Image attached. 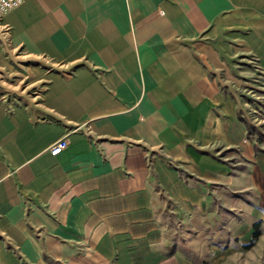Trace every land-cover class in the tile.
Listing matches in <instances>:
<instances>
[{"label": "crops", "instance_id": "crops-1", "mask_svg": "<svg viewBox=\"0 0 264 264\" xmlns=\"http://www.w3.org/2000/svg\"><path fill=\"white\" fill-rule=\"evenodd\" d=\"M0 27L43 82L0 99V264H191L209 189L264 195V0H23Z\"/></svg>", "mask_w": 264, "mask_h": 264}, {"label": "rangeland", "instance_id": "rangeland-1", "mask_svg": "<svg viewBox=\"0 0 264 264\" xmlns=\"http://www.w3.org/2000/svg\"><path fill=\"white\" fill-rule=\"evenodd\" d=\"M3 29L0 27V33ZM0 36V99L18 103L43 88L38 62L25 61L6 49ZM2 46V47H1ZM3 49V50H2ZM244 68L250 78L264 82L254 62ZM40 64V63H39ZM259 84V85H258ZM244 92L254 139L264 140V88L254 82ZM205 213L193 220L189 241L177 245L191 264H264V195L209 189ZM259 234L254 236L253 225Z\"/></svg>", "mask_w": 264, "mask_h": 264}, {"label": "built area", "instance_id": "built-area-1", "mask_svg": "<svg viewBox=\"0 0 264 264\" xmlns=\"http://www.w3.org/2000/svg\"><path fill=\"white\" fill-rule=\"evenodd\" d=\"M22 2L23 0H0V20L7 13L19 7ZM66 145L67 143L64 139L56 141L50 146L49 153L53 156L58 155L65 149Z\"/></svg>", "mask_w": 264, "mask_h": 264}, {"label": "trees", "instance_id": "trees-1", "mask_svg": "<svg viewBox=\"0 0 264 264\" xmlns=\"http://www.w3.org/2000/svg\"><path fill=\"white\" fill-rule=\"evenodd\" d=\"M253 228L255 229L254 236H257L259 234L258 230H256L257 229V224L253 225Z\"/></svg>", "mask_w": 264, "mask_h": 264}]
</instances>
